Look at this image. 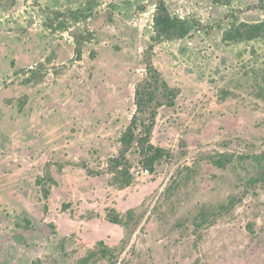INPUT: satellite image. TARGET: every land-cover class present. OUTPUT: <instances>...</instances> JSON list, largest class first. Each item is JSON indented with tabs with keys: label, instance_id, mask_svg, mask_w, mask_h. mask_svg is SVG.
Segmentation results:
<instances>
[{
	"label": "rangeland",
	"instance_id": "obj_1",
	"mask_svg": "<svg viewBox=\"0 0 264 264\" xmlns=\"http://www.w3.org/2000/svg\"><path fill=\"white\" fill-rule=\"evenodd\" d=\"M10 1L0 0V264H76L99 240L119 244L123 228L108 210L140 205L146 216L122 256L130 264H264V187L243 194L258 165L209 161L264 152V38L223 39L233 24L264 21L260 0H164L199 27L157 43L156 0ZM69 10L88 18L76 22ZM78 28L93 34L81 59ZM151 44L155 65L181 89L152 133L171 157L119 189L109 174L92 177L75 164L107 168L118 154ZM42 62V81L25 83ZM222 89L232 92L226 100ZM135 149L129 157L142 170ZM48 162L59 185L45 199L37 178ZM233 193L242 202L198 240L192 219L201 206Z\"/></svg>",
	"mask_w": 264,
	"mask_h": 264
},
{
	"label": "trees",
	"instance_id": "obj_2",
	"mask_svg": "<svg viewBox=\"0 0 264 264\" xmlns=\"http://www.w3.org/2000/svg\"><path fill=\"white\" fill-rule=\"evenodd\" d=\"M17 0H11L12 6ZM156 12L154 15L155 36L153 42L171 41L187 37L192 30L199 27V22L195 19L183 18L171 13L164 0H156ZM259 5L264 7V0L259 1ZM60 13V12H59ZM70 18L78 22L88 18L82 10H69ZM76 41V55L82 58L85 44L92 40L93 34L90 30L76 29L74 32ZM257 38H264V21L262 22H241L233 24L224 31L223 39L228 42H243ZM154 45L151 44L146 51L145 69L146 76L138 82L135 91L136 112L131 122L122 132L120 137L121 147L117 155L109 158L107 168L94 169L85 160L75 164L84 168L89 176L99 177L110 175L109 184L119 189L130 187L135 180V164L129 157L133 149L139 154L142 171L148 173L155 170L156 165L164 158H170L171 152L152 142V133L157 121V115L162 107H174L181 89L173 86L166 79L164 74L154 63ZM45 64L39 63L34 68L26 70L29 76L24 79L27 84L40 82L45 76ZM232 92L226 89L221 90L220 99L226 100ZM264 97V96H263ZM239 159L241 163L245 159H252L258 165V172L250 176L246 185V192L254 187H264V152L260 154H230L228 152H217L209 155V161L219 168H227L230 163ZM68 164V163H67ZM74 164V163H71ZM59 170H63L66 164L57 163ZM54 163L48 162L44 168V174L37 178V183L41 186L45 199H49L52 187L58 186L59 182L53 173ZM179 185L178 183L175 186ZM244 196V195H243ZM240 193H233L228 200L219 204H203L198 214L193 217L192 225L197 232L198 240L202 239V232L217 224L222 218L229 215L236 206L242 202ZM48 205H46L47 208ZM64 207H67L65 204ZM144 205L132 207L124 214L110 209L107 212V220L119 224L123 228V237L119 244L109 245L105 240H99L89 248L86 253L79 257L76 264H130V259L122 257L126 253L132 238L146 216ZM185 224L178 222L176 227H184Z\"/></svg>",
	"mask_w": 264,
	"mask_h": 264
},
{
	"label": "built area",
	"instance_id": "obj_3",
	"mask_svg": "<svg viewBox=\"0 0 264 264\" xmlns=\"http://www.w3.org/2000/svg\"><path fill=\"white\" fill-rule=\"evenodd\" d=\"M144 173L142 170H136L135 175L138 176L139 174Z\"/></svg>",
	"mask_w": 264,
	"mask_h": 264
}]
</instances>
